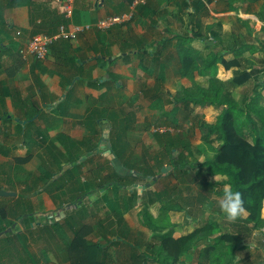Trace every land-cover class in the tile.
Returning a JSON list of instances; mask_svg holds the SVG:
<instances>
[{"label": "crops", "instance_id": "obj_1", "mask_svg": "<svg viewBox=\"0 0 264 264\" xmlns=\"http://www.w3.org/2000/svg\"><path fill=\"white\" fill-rule=\"evenodd\" d=\"M212 1L188 0L186 6L185 0H75L72 15L67 17L64 3L57 0H0V110L3 114L0 115V153L6 159L12 154L8 147L2 144V141L8 137L13 142L21 141L23 143L21 145L25 146L24 149L14 146L15 151L19 149L16 154H13L14 157H25L28 150L32 149V158H35L37 154H42L41 151L45 147L54 145L56 158H60L61 165L66 168L69 167L72 158L84 159L90 156V160L94 162L98 156H104L103 152H108L105 159L109 155L116 154L117 158L120 157L127 163L130 162V155L134 150L133 145L130 147V130L137 128L136 133L141 137L137 139L138 147L136 148L139 151L137 156L144 159L143 166L149 164L154 171L155 166L159 167L157 159H163V166L167 165L165 159L170 157V154L164 151L168 147L171 152L172 147L176 150L177 147L175 143L173 144L175 140L166 139L164 142H168V146L163 144V147L159 148L160 153L150 157L149 150L155 148L152 145L153 140H158L154 135H158L157 132L149 139L152 127L167 123L177 124L175 105L176 108L183 106L186 112L182 116L184 120L191 118L193 105L214 107L221 110L219 115L224 109V106L201 102L203 94L195 99L194 91L189 90L192 86L191 81L195 80L198 83L197 79L206 78L211 84V78L221 80L223 93L236 100L243 108L253 97L250 100L245 98L241 102L230 96L226 90L225 81L232 83L235 89L244 87L246 81L235 84L233 76L241 72L239 58L243 55L246 58L247 53L255 52L256 49L254 44L249 42H242L239 46H237L238 43L223 44L222 34L224 30L227 32L229 29L228 18L233 16L235 11L228 8L227 0L223 1L220 8L221 17L210 20L211 15L214 14L211 9L213 5L210 6ZM239 7L235 6L237 9H240ZM128 11H132L133 16L124 23H117L108 29H102L97 25L101 18ZM186 20L189 22V28ZM61 24L70 27L91 24V28L79 34L76 39L57 40L49 47L48 55L43 60L35 55L25 56L22 53V49L33 35L43 32L54 34ZM179 25L183 28V32L176 31ZM196 39L209 41L208 49L214 47L204 60L205 63L207 62L206 65L198 61L196 57L198 53L191 56L193 49L191 43L193 44ZM189 45L190 47L186 48ZM196 50L194 52L200 51V49ZM185 52L190 54L198 64V67H193L189 74L183 71L180 61L181 54ZM213 53H218L228 61H236L237 66L232 65L231 68H227L219 60L215 71L214 68H208ZM244 71L250 73L249 79L254 82L253 89L261 93L260 98L264 99V74L259 76L256 73L264 72V66L254 65L247 67ZM223 72L227 75L233 72L234 75L231 73L232 75L223 77ZM227 78H231V81L226 80ZM209 87L201 83L197 85L201 93L202 88ZM181 88L186 90V96L175 99L176 89ZM188 94L193 98L189 104L186 102L189 99ZM12 110L13 114L9 113ZM30 115L32 117L28 118ZM194 116L196 118L198 114ZM210 126L207 137H214L212 136L214 134L219 136L218 144L215 146L217 149L221 142L220 134L217 132L211 134ZM28 134L33 137L32 140L35 142L30 143L34 145H27L23 140V135ZM38 142L39 145L35 146ZM112 142L115 143V151L108 145ZM97 144H99L98 147ZM104 145L105 149H103ZM145 159H151L152 164L150 160L147 162ZM13 161L6 163L9 165L10 175L13 174V182L17 180L18 186L21 185L19 190L27 189L29 184L33 185L27 196L31 199V204H34L33 197L40 191L36 183L39 185L43 181L39 178H29L26 170L23 171L25 176L20 178L18 161L14 163ZM28 162L30 161H25L22 165L25 166ZM39 162L37 168L28 169L29 172H42V162L40 160ZM91 167L88 161L79 170L87 173ZM2 169L5 168L2 167ZM57 169L59 170V167ZM210 176L220 178L217 183H213L209 178L208 184L216 185L215 189H221L219 191L221 194L218 196L222 197L226 177L211 174ZM0 186H3L1 189L6 190L9 187L7 182L0 183ZM42 191L52 202L54 201L51 194L43 189ZM9 200L14 201V199ZM138 205L144 207L143 204ZM198 213H200L199 209L192 214L197 216ZM193 215L189 213L188 217L193 219ZM247 215L248 212L245 210L242 218L233 222L225 220L227 222L224 223L229 227L240 229L246 222ZM124 217L126 219V216ZM196 218L200 219L199 216ZM223 218H225L224 214ZM170 220L175 225V220L173 218ZM211 221L218 223L221 231L223 230L220 218L216 217ZM188 225L179 224L174 236L185 235L205 224L195 228H192V224ZM147 229L151 231L150 238H152L155 231L150 227ZM229 232H235V230ZM254 234H264V225L263 230H254L252 234L243 232L242 236L253 237ZM111 238L115 239L113 236ZM127 240L132 239L127 238ZM132 241L142 246L136 248L134 244L130 247L125 245L127 243L120 242L115 247L112 244L111 248L115 247L112 256L109 255L111 248L106 250L107 263L160 264L151 259L150 255H156V251L152 252L153 249L151 250L147 242L144 243L142 239ZM124 247L129 251L124 253ZM238 249L236 253L239 252ZM133 252H137L138 256L134 257ZM144 253L149 256L145 258L142 255ZM198 256L195 262L200 260ZM233 259L227 264L247 263L244 260L233 263ZM262 260L247 264H260ZM206 263L216 264L210 261ZM68 264H70L69 261Z\"/></svg>", "mask_w": 264, "mask_h": 264}, {"label": "trees", "instance_id": "obj_2", "mask_svg": "<svg viewBox=\"0 0 264 264\" xmlns=\"http://www.w3.org/2000/svg\"><path fill=\"white\" fill-rule=\"evenodd\" d=\"M185 2L187 6L188 0H185ZM219 60L227 68H231L232 65L237 66L235 64L236 61H228L225 57L218 55V53H213L208 68H214L215 71ZM180 61L185 73L189 74L193 67H198L196 61L186 52L181 54ZM249 75L248 71L242 75L238 74L233 78V82L242 84L249 79ZM210 81L209 88L201 89L203 94L201 102L224 106L216 124L210 126L211 134L219 133L221 142L211 159L198 164L197 175L190 173V168L194 166H188L187 162L175 166V170L178 176L181 177L180 180L184 182L196 181L198 179L197 176L202 174L204 168H208L211 175L225 176L224 184L229 188L240 190L245 200V209L248 215L245 217L246 222L241 227L239 226L240 229L236 228L235 232H222L218 223L211 222L190 233L176 237L174 233L177 231L178 225H174L169 220V216L162 217V215L168 214L170 210L174 209L185 210V207L177 201V198L183 196L179 195L181 191L177 184L172 191L167 189H163V191L147 189L146 186L149 185V181L156 182L158 180L152 166L149 164L147 166H139L137 163H126L118 157L120 161H123L122 164L131 171L130 173L124 174L116 170L113 172L109 168L114 166L111 163L110 165V161L107 160L105 163L92 165L88 172L86 171L87 177L83 178L82 174H85V172L79 169L84 163H88L90 156L83 160L81 158H72L69 167L66 168L61 165V160L59 163L56 162L58 159L53 156L54 153L51 147H45L44 153L48 157L42 162V166L47 167V169L43 168L41 173L29 172L28 176L35 177V179L39 178V180L43 181V190L51 194L57 207L63 208L67 205H76V207L66 211L67 215L64 217L65 227L71 228L72 236L67 241H61V234H64L65 228L62 230V227L52 226L48 223L37 225V222H34L33 214L28 212L18 214L17 210H13L12 204L9 209L10 214L18 218L22 217V223L26 229L24 231L20 229L15 232L12 229V232L10 231L5 236L8 240L4 238L3 245L0 243V264L3 263L2 261L5 262L3 259L13 256L12 259L18 261L26 259L25 263L33 262L39 264L37 255L27 248L28 246L30 247V242L32 241H46L57 246L62 244L66 248L70 264H108L106 242L101 241V239H96L91 243L87 241L86 236L90 233V230L92 231L93 224L79 222V225L76 226L77 220L86 213L88 204V198L86 197L93 190L89 198L96 201L95 207L99 210H109L106 216L107 221L99 219L97 222L103 238H106L111 245H118L120 242L130 245L124 234L126 232L125 223H123L124 216L134 206L141 203L144 205L142 222L155 231L146 244L151 250L153 249L152 252L156 251V255H150L151 259L156 262L160 264H207L206 262L210 261L216 264H227V259L235 258L236 249L241 246L237 241L239 242L241 241L239 239L243 238L242 233L249 232L252 234L254 230H259L260 226L264 225V107L256 102V99L261 97L259 92L253 95L250 103L248 102L246 107L243 108L238 105L236 100L223 93L224 89L219 79L211 78ZM188 96L189 99L186 102L189 104L193 98L190 94ZM31 117L32 115L28 116V118ZM111 144V148L115 151V143L112 142ZM31 145H34V143H31ZM32 154V149H29L25 157L18 156L16 160L25 162L32 157ZM157 162L161 169L163 167V159H157ZM53 166L59 167V170L55 171ZM140 184L143 185L142 189L138 186ZM2 187L0 186V188ZM75 190L79 192L74 199L80 200L86 196L78 204H74V200L71 201ZM30 191L31 187L28 186L27 189L25 188L18 193L17 198L9 199H14L13 202L18 205H23L26 201L31 203V199L27 196ZM211 192L213 191H209V193ZM0 202H2L1 199ZM156 202L163 203L159 216L155 215L152 210V206ZM3 209L8 212L7 207H1L0 232H4L8 227L5 222L8 213L6 214ZM215 232L217 233L215 234ZM201 233H206V236L215 235L211 242H207L208 246L198 256L200 258L198 262H183V254L192 247L193 240L202 238L200 237ZM111 236L115 237V239L112 240ZM247 245L249 247L250 243L244 246L247 247ZM141 246L140 243L135 244L136 248ZM136 248L135 250H137ZM132 255L134 257L138 256L137 252H133ZM142 255L145 258L149 256L147 253ZM16 260H13V263ZM260 264H264V260L260 261Z\"/></svg>", "mask_w": 264, "mask_h": 264}, {"label": "rangeland", "instance_id": "obj_3", "mask_svg": "<svg viewBox=\"0 0 264 264\" xmlns=\"http://www.w3.org/2000/svg\"><path fill=\"white\" fill-rule=\"evenodd\" d=\"M223 1H226V0H213L212 1L210 6L213 5L211 9L213 10L214 14L211 15L210 20H214V18L216 17H221L220 12L222 13V11H220L221 10L220 8H221V3ZM227 5L230 10L235 11V14L228 18L229 29L227 30V32L224 30L222 34V36L224 37L223 44L229 45L232 43H236V44L238 43L237 46H239L242 42H249V43H253L254 48L256 49L255 52L247 53L248 56L246 58L244 57V55L239 58L241 61L240 62L241 72L239 73V75H242L245 72L244 70H247V67L254 66V65L264 66V61H262V58L264 57V0H258V1L227 0ZM236 5L240 6L239 7L240 9L235 8ZM248 11H252V12H248ZM243 12L244 14H242ZM239 13H241V15H239ZM186 22L189 28L190 25H189L188 20H186ZM176 31L183 32V28L179 25ZM206 32L208 31L206 30ZM212 34L214 35L213 32ZM208 42L209 41H206L204 39H196L193 41V44L191 43L194 50L200 49L199 52H196L197 50L194 52V50L192 49L191 56H193L194 54L196 55V53H198V56L196 55V57L198 61L201 62L202 65L207 64V62L205 63L204 60L206 56L208 55V53L213 51V48H214L213 47L211 49H208L207 48ZM180 47L181 46H179V48ZM189 47L190 45L188 47L186 46V48H189ZM231 73H229V75H232ZM256 73L259 76L264 74L263 71H259ZM229 75L223 72V77H228ZM235 75H238V73ZM230 79L231 78H227L226 80H230ZM197 81L199 82L197 83L195 80L191 81L192 86L189 89L191 91H194L193 95L195 99L202 96L200 89H197L198 84L201 83L202 85L204 84L206 86H210V83L208 82L206 78H199L197 79ZM224 84H226V90L229 93V95L236 98L237 100L241 102L245 98L250 100V98L254 94L257 93L256 89H253L254 82L252 81V79H247L244 84V87L241 89H235L234 85H232V83H229L227 81H225ZM176 90L177 91L175 94V99H181L186 96L185 89L181 88V89H176ZM256 102L258 104H261L264 107V99L258 98L256 99ZM193 107H194V110L191 112V118L184 120L182 116H184L186 112L183 106L181 107L179 106L178 108H176V105H175L174 113H175V117L178 119V121H176L177 124L167 123L163 126L158 125L157 127L156 126L152 127L153 130L151 128L152 132H151V135L149 134V139L152 138L153 137L152 135L157 132L158 135L156 134L154 135L158 140H155V139L153 140L152 145L155 148H152L151 150H149L150 157H154L155 154L158 155V153H160L159 148L163 147V144H167L168 146V142H164L166 139L167 140L169 139L170 141L175 140L173 141V144L175 143V146L177 147V149L175 150L174 149L175 147H172V152H171L168 147L164 151V153L170 154V157H167L165 159L167 162V165L165 166H169V168L166 172H163L162 167L160 169L159 167L155 166L154 171L157 174L158 180L156 182L149 181V185H147L146 187L147 189L148 188L152 190L154 189L153 191H163V189L172 191L175 189L176 184L179 185V189L181 191L179 195L183 197L177 198V201L180 202V205L185 207V210H175L174 209L173 211L170 210L171 212L169 211L168 214L162 215V217H165L166 215L169 216V220L170 218H173L175 220V224L178 226L179 224H182L183 226L185 224L188 225L189 223V225L191 224L193 225L192 228H195L196 226H199V225L209 224L212 222L211 220H213V218L218 217L222 220L221 221V225L223 228L222 232L223 231L229 232V231H234V230L236 231L237 230L236 228L232 226L229 227V225L227 226L226 223H224L227 221H225L226 219L223 218V213L221 212L219 208V204H218V201L221 199V197L218 196L219 194H221L219 192L221 189H218V188L215 189L216 185L213 186V185L208 184L209 178L212 179L213 183L219 182L220 178L210 176L208 168H204L202 170V174L197 176L198 179L196 181L184 182L183 180L182 181L180 180L181 177L178 176V173L175 170V166H179L181 163L187 162L188 166H194L190 168V173H192L193 175H197L198 174L197 172L198 164L212 158L213 153L216 149L215 146L218 144V141H219V136L217 134L212 135L214 137H211V138L207 137V134H208L209 126L212 123L216 122L217 116L219 115L221 110L215 109L214 107H205L201 105H193ZM0 113H2V110H0ZM9 113L13 114V110L9 111ZM195 114H198L196 118L194 116ZM153 118L156 119L155 117ZM3 122L2 124L4 125ZM156 128H158V130ZM137 130H138L137 128L130 130L131 131L130 147H132V145L134 146V150L131 152V155H130V164L137 163V165L143 166L144 159H140L137 156V153H139L138 148H136V146L138 147L137 139L138 138L141 139V137L136 133ZM22 138L26 142L27 145H31L30 142L33 139V137L30 134L23 135ZM2 144L6 145L8 149L12 152V154L9 155L8 158L6 159V157L0 153V165L5 168V169H2V167L0 168V183L7 182L9 185V187H7L8 188L7 190L22 192L23 189H20V190L18 189V188H21V185L18 186L17 180L15 183L13 182V179H12L13 174L10 175L9 165L8 164L6 165V163H8V161L12 162L13 159L14 161H16V157H14L13 154H16V152L19 149H24L25 146L21 145L23 144L21 141L17 140L16 142H13V140H10L8 137L7 139L5 138L2 141ZM38 145H39V142L35 144V146H38ZM98 145L99 144H97V147ZM14 146H17L20 148L15 151ZM49 147H51V149L53 150L52 152L54 153L53 156L55 157V159H58V161L56 162L59 163L60 158H56L57 154H56V149H54L55 146L53 145L54 148L52 146H49ZM103 149H105V145ZM41 153L42 154H37L38 157L37 156L35 158L31 157L29 160H27L30 162H28L25 166L22 165L24 162L16 161L17 168L21 172L20 174H18L20 178L25 176V174H23V171L26 170L28 171V174H29L28 169L37 168V166L40 164L39 160L41 162L45 161V159L48 156L45 155L44 150L41 151ZM106 153L108 152H103L104 156L102 155L98 156L96 161L94 162L89 160V162L91 163V166L92 165L94 166L96 163L97 164L105 163L107 160H109L110 161L109 164L111 163L115 167L114 168L111 166V168H109L113 172L114 170L118 172L119 171L123 172L124 174L131 172L127 167H123V165L121 164V161H119V159L115 155H109L108 158L105 159ZM81 159L83 160V158ZM149 160H150V164H152L151 159ZM149 160H146V161L149 162ZM134 166L136 167V165ZM43 168L47 169V167L43 166L41 168V171H43ZM57 168H58L57 166H53V169L55 171L56 170L58 171ZM6 169H7V173H6ZM82 177L86 178L87 177L86 173L82 174ZM34 178L35 177H33V179ZM28 186L33 188V185L29 184ZM36 186H38L40 191H38L33 197L32 202L34 204H31L30 202L26 201L23 205H18V204H15L13 200H8L9 198H14L15 196L14 197L13 196H0V199L2 200V202H0V209L1 207H4V206L8 208V212L6 209H3L4 211H6L5 212L6 214L8 213L6 220H5L8 227L6 230H4L3 234L0 235V243L2 245L4 241L3 239L12 229H13V232L18 231L20 229L24 231L26 229L25 225H23L22 223V217L18 218V217H15V215L13 216L10 214L11 212H9V209L12 206V204H13V210L15 211L17 210L18 214L23 213V212H28V213L33 214L34 222L35 223L37 222V225H41V224L43 225V224L48 223V224H51L52 226L62 227V230L65 228L64 229L65 235L63 233L61 234V241L64 242L71 238L72 230L68 226L65 227L64 217L67 215L66 211L70 210L72 207L69 205L63 208L57 207L56 203H54V201L52 202V200L48 197V195L42 191L44 187L43 182L39 183V185L36 183ZM139 186H140L139 188L142 189L141 186L143 185L140 184ZM93 191H91L87 195V197L84 196L80 200L74 199L76 195L78 196L79 191L75 190L73 192V199H71V201L74 200V204L80 203L81 201L85 199V197L88 198L86 213L85 215H83L81 218L77 220L76 226L79 225V222L88 223L90 225L93 224L92 231L90 230V233H88L86 236L88 243L94 242L96 239H101V241L106 242V245H107L106 249H110L112 245L109 244L106 238H103L102 232L99 227V223L97 222V220L99 219H104V221L106 222L107 221L106 216L109 210H103V209L99 210L95 207L96 201L94 199L89 198L90 194H92ZM209 191H213L214 194L213 192L209 193ZM15 198H17V196ZM162 204H163L162 202H156L153 204L152 210L155 215L159 216L161 214ZM143 209L144 207L138 205L134 207L131 211L125 213L126 219L124 217L123 223H125L124 226L126 227L125 228L126 232L124 234L127 236V238H129L130 240L131 239L132 240L142 239V241L146 243L149 241V238L151 237L150 236L151 231L147 229L149 226L148 227H146L147 225L144 226L142 222ZM198 209L200 213H198L197 216L193 215L192 213L195 214V211ZM189 213L193 215V219L188 217ZM198 216L200 217V219L196 218ZM12 222L13 224H11ZM259 229L263 230V225H261ZM216 233L217 232H215V234ZM215 234L206 236L207 235L206 233H202L200 236L202 238H198V239L196 238L195 240H193L191 244L192 247L187 249V251L182 256L183 262L196 261L198 252L201 255L202 250L208 246L207 242H211ZM5 240H8V239L5 238ZM132 240L129 241L130 247L136 244V242ZM239 240L241 241L239 242L237 241L238 244L240 243L242 245H245V244L250 243L251 245L249 247L248 245L247 247L238 246L239 252H237L236 257L233 259V263L239 260L247 261V263L257 262L261 259L264 260V234H261V235L254 234L253 237L244 236L243 238ZM198 241H201V242H198ZM116 245L117 244H115V247ZM115 247L109 250L110 251L109 255L112 256V252L114 251L113 249H115ZM27 248L28 250H31L32 252H34L35 255H37V261H39V264H68V255L66 252V248L62 244L57 246L56 244L53 245V244L47 243L46 241H41V242L32 241L30 242V247L28 246ZM127 251H129V249L124 247V253H126ZM123 255L127 256V254H123ZM13 257L8 258V259L7 258L3 259L5 260V262L2 261L3 262L2 264H35L33 262L25 263L24 261L26 259H23V261H18L16 259H12ZM109 259L112 260L110 256H109ZM13 260H16L15 263H13ZM230 261H231L230 259H227L226 263H230ZM111 264H114V262H111ZM177 264H180V263H177Z\"/></svg>", "mask_w": 264, "mask_h": 264}, {"label": "built area", "instance_id": "obj_4", "mask_svg": "<svg viewBox=\"0 0 264 264\" xmlns=\"http://www.w3.org/2000/svg\"><path fill=\"white\" fill-rule=\"evenodd\" d=\"M65 5L66 16L70 17L73 12L75 0H57ZM138 3V1H136ZM133 16L132 11L122 14H115L101 18L97 25L102 29H108L117 23H124L130 20ZM91 28V24L73 25L72 27L61 24L54 34L37 33L33 35L26 46L22 49V53L35 55L38 59L43 60L47 57L49 47L59 39H76L79 34Z\"/></svg>", "mask_w": 264, "mask_h": 264}, {"label": "clouds", "instance_id": "obj_5", "mask_svg": "<svg viewBox=\"0 0 264 264\" xmlns=\"http://www.w3.org/2000/svg\"><path fill=\"white\" fill-rule=\"evenodd\" d=\"M218 204L221 212L224 214L225 219L230 222L236 221L238 218H242L243 213L246 210L243 193L238 189H232L227 186H225L222 197L218 201ZM71 207H76V205Z\"/></svg>", "mask_w": 264, "mask_h": 264}, {"label": "water", "instance_id": "obj_6", "mask_svg": "<svg viewBox=\"0 0 264 264\" xmlns=\"http://www.w3.org/2000/svg\"><path fill=\"white\" fill-rule=\"evenodd\" d=\"M109 146H111V143H109ZM169 166H163L162 171L166 172L168 170ZM17 192L15 191H9L6 189H0V196H16ZM3 232H0V235H2Z\"/></svg>", "mask_w": 264, "mask_h": 264}]
</instances>
